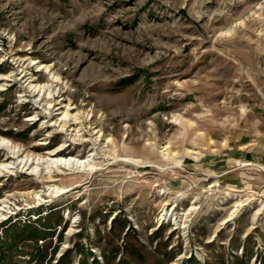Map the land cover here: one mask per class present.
Segmentation results:
<instances>
[{
  "label": "rangeland",
  "instance_id": "374dc122",
  "mask_svg": "<svg viewBox=\"0 0 264 264\" xmlns=\"http://www.w3.org/2000/svg\"><path fill=\"white\" fill-rule=\"evenodd\" d=\"M1 138L0 247L45 222V264H264V0H0Z\"/></svg>",
  "mask_w": 264,
  "mask_h": 264
},
{
  "label": "trees",
  "instance_id": "16d2710c",
  "mask_svg": "<svg viewBox=\"0 0 264 264\" xmlns=\"http://www.w3.org/2000/svg\"><path fill=\"white\" fill-rule=\"evenodd\" d=\"M48 220V219H47ZM47 222V221H46ZM15 225V224H14ZM10 225L4 229V235L3 239H6L7 237H11V240H9L6 244V246L0 247V264H16L17 254H25L26 252L30 254V259L35 258L36 262L35 264H45V258L48 256V254L51 252L50 257L55 254L54 250L47 252V249L49 245H45L43 248V245L39 244V240H43L47 233V223H42L40 225H31L26 224L23 222L20 225V229H17L16 225ZM20 242H29L31 246L30 251H25L24 249H21ZM4 247V248H3ZM5 250V251H4ZM66 252L60 256V258L55 262L51 264H63L65 260ZM48 258V260L50 259ZM66 262H64L65 264ZM96 264L97 259H93V262L90 264ZM76 264H87L86 261H79ZM117 264H120L118 262Z\"/></svg>",
  "mask_w": 264,
  "mask_h": 264
},
{
  "label": "bare ground",
  "instance_id": "6f19581e",
  "mask_svg": "<svg viewBox=\"0 0 264 264\" xmlns=\"http://www.w3.org/2000/svg\"><path fill=\"white\" fill-rule=\"evenodd\" d=\"M51 77H52L51 79H48L44 83H39V85L38 84H34V85L31 84V87L33 88L34 91L40 92V94H42V95L44 94L45 95V99H44L45 102L44 103L48 107H50V106L54 105L55 103H57V101H55V103L53 104L52 103V99H51V97H54L53 96L54 95V86L56 85L57 77H55L54 75H52ZM31 79H29V81H31ZM62 107H63L64 111H63V114H62V117L60 118V120H62L63 126L64 125L66 126L67 124H69L70 121H75V122L78 121L79 122L80 115L78 113H71L70 112V105L64 104V105H61L58 108H62ZM62 129H63V127H62ZM0 145L5 147L11 153H15L16 152V149H15L16 146L12 145L9 142V140L1 138L0 139ZM58 149H60V148L57 147L54 151H52V153H55L56 151H58ZM28 159H29V157H27L25 159L26 161L24 159H22L21 161H24V164H25V162H27ZM39 161H41V160H39ZM42 161H43L42 162L43 165H45V167H48L50 169L53 166H55V167L56 166L57 167H60V166H64V167H71V166L78 167L79 166V167H82L85 164L84 163L85 160H83V159L80 160V159L75 158V157H66V158H64V157H61V156L60 157H56V158L49 157L48 159L43 158ZM14 165H15V162L13 160L9 161V162L0 161V172H2L4 170H10V169H12L14 167Z\"/></svg>",
  "mask_w": 264,
  "mask_h": 264
}]
</instances>
